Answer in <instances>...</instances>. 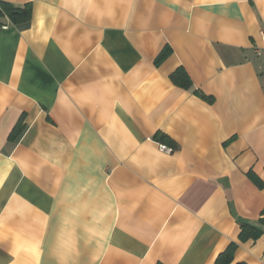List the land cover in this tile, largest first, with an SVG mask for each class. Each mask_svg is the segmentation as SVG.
Returning a JSON list of instances; mask_svg holds the SVG:
<instances>
[{"label":"crops","instance_id":"obj_1","mask_svg":"<svg viewBox=\"0 0 264 264\" xmlns=\"http://www.w3.org/2000/svg\"><path fill=\"white\" fill-rule=\"evenodd\" d=\"M1 2L0 264H264V0Z\"/></svg>","mask_w":264,"mask_h":264},{"label":"trees","instance_id":"obj_2","mask_svg":"<svg viewBox=\"0 0 264 264\" xmlns=\"http://www.w3.org/2000/svg\"><path fill=\"white\" fill-rule=\"evenodd\" d=\"M31 17H32V6L30 4L18 8L9 3H5V2L0 3V19L8 18L13 23H20L30 20ZM164 56H166V53L163 54V57ZM175 81L179 85H184L186 87L190 85V80L187 74L183 70H179L175 74ZM159 141L165 144H173V141L166 135H163L162 138L159 139ZM259 232L260 230L258 228L249 225H244L242 226L240 240L247 241L249 239L257 238L260 234ZM236 249H237V245L234 243L231 244L228 247V249L218 257L217 263L232 264L234 261ZM238 264H245V263H238Z\"/></svg>","mask_w":264,"mask_h":264},{"label":"built area","instance_id":"obj_3","mask_svg":"<svg viewBox=\"0 0 264 264\" xmlns=\"http://www.w3.org/2000/svg\"><path fill=\"white\" fill-rule=\"evenodd\" d=\"M161 150L165 151V152H172V150L170 148H167L165 146H161Z\"/></svg>","mask_w":264,"mask_h":264}]
</instances>
